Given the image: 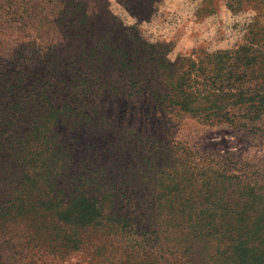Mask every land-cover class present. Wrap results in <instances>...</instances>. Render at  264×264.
<instances>
[{
	"label": "trees",
	"instance_id": "obj_1",
	"mask_svg": "<svg viewBox=\"0 0 264 264\" xmlns=\"http://www.w3.org/2000/svg\"><path fill=\"white\" fill-rule=\"evenodd\" d=\"M117 1L137 24L109 0H0V127L28 131L16 143L0 133L20 178L16 203L49 218L41 226L54 253L107 241L110 264H264V178L254 165L103 126L97 112L101 100L141 101L264 136L263 27L253 18L231 47L172 59L171 42L137 26L160 0ZM220 1L232 14L264 9V0H201L197 13Z\"/></svg>",
	"mask_w": 264,
	"mask_h": 264
},
{
	"label": "rangeland",
	"instance_id": "obj_2",
	"mask_svg": "<svg viewBox=\"0 0 264 264\" xmlns=\"http://www.w3.org/2000/svg\"><path fill=\"white\" fill-rule=\"evenodd\" d=\"M200 2L160 0L153 15L147 21H139L137 26L149 41L171 42L173 48L169 57L172 59L197 46H204L209 51L231 47L240 40L253 18L264 29V9L260 16L249 8L232 14L220 1L214 13L205 15L197 13ZM109 9L125 24H137L136 18L125 10L121 2L109 0ZM5 39L4 34L0 35V65L5 57L1 55V51L5 54ZM22 59H29L28 53H23ZM123 104L124 101L115 102L112 99L99 101L97 112L101 114V125L114 123L121 129L131 128L149 135L156 141L181 142L185 147L196 146L199 149L208 148L217 155H233L250 162L264 178V136L226 125L210 126L187 115H173L161 107L150 108L141 101L128 106ZM259 124L264 125V119ZM1 129L0 133L7 131L14 135L12 139L15 143L18 138L28 137L23 124L17 131ZM14 145L16 147L17 144ZM14 160L10 153H0V264H110L109 258H116L117 254L107 241L103 245L98 243L89 251L80 249L54 253L53 248L48 247L51 244L48 242L50 235L41 225H45L49 218L43 213H35L32 203H16L20 178L15 169L8 166L13 162L14 167Z\"/></svg>",
	"mask_w": 264,
	"mask_h": 264
}]
</instances>
